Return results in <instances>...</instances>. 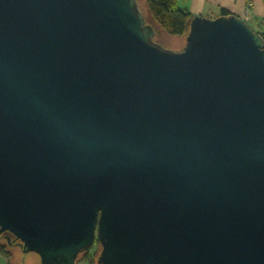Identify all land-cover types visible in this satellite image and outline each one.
Masks as SVG:
<instances>
[{
  "label": "water",
  "instance_id": "obj_1",
  "mask_svg": "<svg viewBox=\"0 0 264 264\" xmlns=\"http://www.w3.org/2000/svg\"><path fill=\"white\" fill-rule=\"evenodd\" d=\"M137 0H0V236L41 264H264V39Z\"/></svg>",
  "mask_w": 264,
  "mask_h": 264
},
{
  "label": "trees",
  "instance_id": "obj_2",
  "mask_svg": "<svg viewBox=\"0 0 264 264\" xmlns=\"http://www.w3.org/2000/svg\"><path fill=\"white\" fill-rule=\"evenodd\" d=\"M145 3H146V10H145L146 16L144 15L139 3L138 6L144 15L146 23L153 26L156 32L161 30L170 36L181 37V38L184 37V39L187 37L189 33L191 21L195 16L192 15L189 11L181 9L178 5V0H145ZM221 15L230 16L232 14H230L226 10H222ZM254 32L262 35L264 39V31L254 30ZM153 42L157 43L154 40V38H153ZM0 240H3L2 236H0ZM95 242L97 243V245H99L97 241ZM12 246L14 245H9L7 241H5L3 244H0V251L4 253L7 257H9L10 256L9 247ZM92 248L93 245L89 248L87 252H84L80 255L78 261L89 260L90 262L89 264H94V258L95 256L98 258L101 248L99 249L98 252L97 250H94V252H92L90 256Z\"/></svg>",
  "mask_w": 264,
  "mask_h": 264
},
{
  "label": "crops",
  "instance_id": "obj_3",
  "mask_svg": "<svg viewBox=\"0 0 264 264\" xmlns=\"http://www.w3.org/2000/svg\"><path fill=\"white\" fill-rule=\"evenodd\" d=\"M138 3L146 10L145 0H138ZM178 5L181 9L189 11L194 16L212 19L222 16L221 11L226 10L230 14L243 19L255 31H264L263 0H178ZM248 5H250L249 10ZM9 253L10 256L7 257L0 251V264H13L12 259L15 254L10 250ZM89 263V260H79L76 262V264ZM22 264L25 263L22 262Z\"/></svg>",
  "mask_w": 264,
  "mask_h": 264
},
{
  "label": "rangeland",
  "instance_id": "obj_4",
  "mask_svg": "<svg viewBox=\"0 0 264 264\" xmlns=\"http://www.w3.org/2000/svg\"><path fill=\"white\" fill-rule=\"evenodd\" d=\"M141 9L144 15L146 16L144 7L141 6ZM154 40L163 49L172 51V52H181L185 46L184 37L181 38V37L170 36L161 30L156 32ZM5 241H6L5 239L0 240V244H3ZM99 249H100L99 245H97V243L95 242L93 244V248L90 254H92L94 250H97L98 252ZM9 250L15 254V256L12 259L13 264H22V262L25 264H41L39 256L36 255L35 253L24 252L23 249L18 246L9 247ZM96 260H97V257L95 256L94 264H98Z\"/></svg>",
  "mask_w": 264,
  "mask_h": 264
},
{
  "label": "built area",
  "instance_id": "obj_5",
  "mask_svg": "<svg viewBox=\"0 0 264 264\" xmlns=\"http://www.w3.org/2000/svg\"><path fill=\"white\" fill-rule=\"evenodd\" d=\"M250 9V5H248V10Z\"/></svg>",
  "mask_w": 264,
  "mask_h": 264
}]
</instances>
